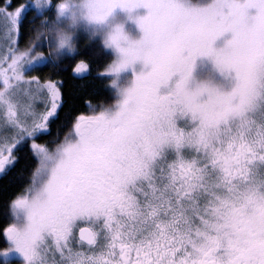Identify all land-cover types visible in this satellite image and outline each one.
Masks as SVG:
<instances>
[{"label": "snow or ice", "instance_id": "snow-or-ice-1", "mask_svg": "<svg viewBox=\"0 0 264 264\" xmlns=\"http://www.w3.org/2000/svg\"><path fill=\"white\" fill-rule=\"evenodd\" d=\"M140 7L139 39L87 32ZM97 38L101 76L150 70L61 125L57 73H88ZM200 56L229 90L188 87ZM23 158L0 264H264V0H0V174Z\"/></svg>", "mask_w": 264, "mask_h": 264}, {"label": "trees", "instance_id": "trees-1", "mask_svg": "<svg viewBox=\"0 0 264 264\" xmlns=\"http://www.w3.org/2000/svg\"><path fill=\"white\" fill-rule=\"evenodd\" d=\"M102 47L99 39L84 47L83 55L92 61V68L88 74L80 76L67 73L66 69L57 73L64 75L65 104L60 113L61 125L70 121L76 113L89 111V102L93 106L99 100H104L105 104H115L117 98L114 90L109 87L110 79L99 74L105 61H111L115 56L107 49H104L102 56L99 52ZM30 167L31 160L23 158L15 168L0 179V225L11 221V216L5 207L7 197L23 184Z\"/></svg>", "mask_w": 264, "mask_h": 264}, {"label": "rangeland", "instance_id": "rangeland-1", "mask_svg": "<svg viewBox=\"0 0 264 264\" xmlns=\"http://www.w3.org/2000/svg\"><path fill=\"white\" fill-rule=\"evenodd\" d=\"M147 9L140 7L132 10L131 13L126 10L117 8L113 15L109 17L108 21L103 25H93L89 26L87 29L88 33L92 31H100V32H108L111 30L112 26L115 24H123L125 32L129 35L131 39H139L142 36V31L139 28L138 24L134 19L130 17H137L147 14ZM232 34L225 33L224 35L217 38L214 42V47L222 48L226 44V42L231 39ZM88 39L87 34L81 36V43L83 40ZM99 39V38H97ZM111 51L114 56L116 55L114 49H107ZM150 70V66L145 68L142 62H136V64L128 69L122 70L118 76H106L111 81L112 79H116L117 83L115 85L109 83V87L114 90L116 95V101L122 98L121 89L131 86L134 82L135 74L140 71ZM178 75L174 76L168 85L161 86L160 93L166 94L171 87L174 86L175 81L178 79ZM211 83L214 86L221 87L223 90L230 89L231 77L226 73H222L215 62L211 57L208 56H200L197 57L192 79L188 83V87L190 89H194L198 84L201 83ZM116 103V102H115ZM26 223V218H21L20 226L22 227Z\"/></svg>", "mask_w": 264, "mask_h": 264}, {"label": "flooded vegetation", "instance_id": "flooded-vegetation-1", "mask_svg": "<svg viewBox=\"0 0 264 264\" xmlns=\"http://www.w3.org/2000/svg\"><path fill=\"white\" fill-rule=\"evenodd\" d=\"M85 74H88V73H82V74H79L80 76H83V75H85ZM90 111V110H89ZM89 111H87V112H89ZM86 112V113H87ZM3 176H5V175H2V174H0V179L3 177Z\"/></svg>", "mask_w": 264, "mask_h": 264}]
</instances>
